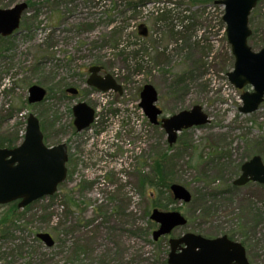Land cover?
<instances>
[{
	"label": "rangeland",
	"instance_id": "374dc122",
	"mask_svg": "<svg viewBox=\"0 0 264 264\" xmlns=\"http://www.w3.org/2000/svg\"><path fill=\"white\" fill-rule=\"evenodd\" d=\"M198 1L0 0V8L28 5L18 31L0 40V134H22L33 113L48 145L67 146L66 178L54 194L32 202L24 214L16 204L0 205V264H166L169 237L214 238L232 230L233 240L242 235L249 263H261L264 185L232 180L248 157L259 154L264 163V101L250 114L239 111L240 95L251 87L238 89L227 80L233 57L218 12ZM159 10L170 14L155 21ZM249 27L248 43L258 51L264 0L251 11ZM94 64L122 85L121 93L86 84ZM145 83L157 90L163 115L200 105L210 122L181 131L168 145L164 130L139 107ZM31 84L46 90L41 102H27ZM68 87L78 93H67ZM79 101L95 115L74 134L71 108ZM155 162L171 167L167 183L185 186L194 199L218 189L225 191L223 201L207 202L211 208L204 211L162 188L166 206H152ZM249 202L255 213L245 211ZM154 207L179 211L187 223L153 241ZM15 218L23 229L2 234ZM38 232L49 233L54 244L47 247Z\"/></svg>",
	"mask_w": 264,
	"mask_h": 264
},
{
	"label": "water",
	"instance_id": "95a60500",
	"mask_svg": "<svg viewBox=\"0 0 264 264\" xmlns=\"http://www.w3.org/2000/svg\"><path fill=\"white\" fill-rule=\"evenodd\" d=\"M258 0H216L222 7L221 20L225 25V35L233 56V67L226 73L228 81L238 89L250 86L240 98L239 111L249 114L256 111L264 101V47L258 51L248 45L251 34L249 15ZM27 9L26 2H19L10 8H0V37H6L18 31L22 13ZM141 26L139 27V29ZM144 33V30L141 32ZM101 67L88 68L87 85L99 91L114 90L121 93L122 87L109 74L100 76ZM69 93L77 89L69 87ZM46 90L37 84L28 88L27 101L37 103L44 99ZM139 106L152 124H160L166 133L168 144L177 139V133L193 126L209 123L208 115L200 105L181 110L169 116L158 117L162 110L156 105L157 91L150 83L143 85ZM73 125L77 132L87 128L94 119V109L85 102L72 106ZM67 147L65 143L48 146L43 142L39 119L29 113L26 118L22 141L12 147L0 146V204L15 200L18 208L30 204L44 196L52 195L66 177ZM248 181L264 184V163L259 155H254L240 166V174L234 185H244ZM169 189L174 199L187 203L191 199L188 189L178 183H171ZM149 218L157 224L152 238L168 235L174 228L186 224V218L175 210L164 211L153 208ZM37 237L47 246L54 244L47 232H39ZM168 264H250L244 246L229 239L226 235L209 238L200 234L185 232L168 239ZM264 264V263H262Z\"/></svg>",
	"mask_w": 264,
	"mask_h": 264
},
{
	"label": "trees",
	"instance_id": "16d2710c",
	"mask_svg": "<svg viewBox=\"0 0 264 264\" xmlns=\"http://www.w3.org/2000/svg\"><path fill=\"white\" fill-rule=\"evenodd\" d=\"M215 0H199L198 1V4H203V5H210L212 8H214L215 10H217V12H218V18H217V22H218V24L221 26V28L223 27V23H222V21H221V13H222V10H221V8L218 6V5H215L213 2H214ZM130 2V1H129ZM195 3V2H194ZM160 11V10H159ZM167 13H169V11L167 10V11H164V10H162V11H160V16L159 17H157V18H155V21L156 20H159V19H163V18H165V16L164 15H166ZM170 14V13H169ZM25 17L23 16L22 18H21V22L23 21V19H24ZM154 21V22H155ZM183 21V20H182ZM170 24H168V25H166V27H168ZM171 26H175L174 24H171ZM173 32V31H172ZM175 35H176V33H174ZM251 37V36H250ZM250 37L248 38V40L250 39ZM1 39H3V38H0V40ZM124 47L125 48H127V46H125L124 45ZM124 50V49H123ZM140 51H135V54H138ZM43 53L44 52H41V51H39L38 52V58L40 59L41 57H42V55H43ZM131 53V52H130ZM176 84H177V80H176V82H175ZM42 124V123H41ZM43 125V124H42ZM41 129H43L42 128V126H41ZM72 132L75 134L76 133V131H75V129L74 128H72ZM42 133H43V131H42ZM22 137H23V133L22 134H18V132H16L15 134H13L12 136H9V135H7V134H3V133H1L0 134V146L1 147H8V148H11V147H13V146H16L20 141H21V139H22ZM43 139H44V142L45 143H47V136L46 135H44L43 134ZM249 153V152H248ZM251 153H253V151L251 150ZM163 155V154H162ZM165 155V154H164ZM259 155V154H258ZM253 156V155H252ZM251 157V156H250ZM250 157H248V158H250ZM155 164H156V166H155V168H154V172H152V177H151V181H150V186L152 187V188H154L155 190L152 192V191H150L149 193H148V197H150V199H151V201H152V206H158V207H165L166 205L160 200V197H159V191H161L162 192V188H163V190L165 191V192H169V183H167V179L169 178V176H170V173H171V167H168V169H166L165 168V166L163 165V164H161V163H159V162H155ZM241 165V164H240ZM155 169H156V171H155ZM239 170H240V166H239ZM250 183V182H249ZM225 193V191L224 190H218V189H213V190H211V191H208V192H206V193H204V194H202L200 197L198 196L197 198H191V200L189 201V202H196V204L195 205H197V206H200V207H202V210L204 209V211H205V209H209V208H211V207H207V202H211L213 205H214V203H220V202H222L223 201V194ZM169 200L170 201H172L170 198H169ZM188 202V203H189ZM188 203H186V204H188ZM10 204H14V202H12V203H10ZM205 204H206V206H205ZM210 204V203H209ZM204 205V206H203ZM205 207V208H204ZM29 208V206L27 205L26 207H24L23 209H22V212H20V213H22V214H24V213H26V211H27V209ZM255 210H257L256 208H255V205L253 204V203H251V202H249V203H247V206L245 207V211L247 212V211H250V212H254ZM255 213V212H254ZM259 217V216H258ZM20 220H21V218H20ZM16 229H23V226L22 225H20V222H19V219H17V218H15V219H13L12 220V222L6 227H4L2 230H1V233L3 234H6V233H11L13 230H16ZM232 232V233H231ZM230 233L231 234H229V235H227L228 236V238H230V239H232L233 240V238H234V236H235V233H236V231H231ZM240 236V243L245 247L246 245H245V241H243L244 239L241 237L242 235L240 234V233H238ZM236 241H238V240H236ZM165 263H166V261H165ZM261 263H264V257H263V259L261 260ZM26 264H32L31 262H28V263H26ZM38 264H40V263H38ZM167 264V263H166Z\"/></svg>",
	"mask_w": 264,
	"mask_h": 264
},
{
	"label": "flooded vegetation",
	"instance_id": "af4514ba",
	"mask_svg": "<svg viewBox=\"0 0 264 264\" xmlns=\"http://www.w3.org/2000/svg\"><path fill=\"white\" fill-rule=\"evenodd\" d=\"M99 74H100V76L103 75V68H101V70L99 71Z\"/></svg>",
	"mask_w": 264,
	"mask_h": 264
}]
</instances>
